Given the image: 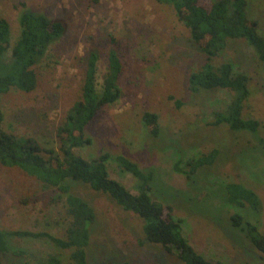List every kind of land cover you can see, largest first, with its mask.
Wrapping results in <instances>:
<instances>
[{"label": "rangeland", "instance_id": "obj_1", "mask_svg": "<svg viewBox=\"0 0 264 264\" xmlns=\"http://www.w3.org/2000/svg\"><path fill=\"white\" fill-rule=\"evenodd\" d=\"M24 9L61 20L62 36L48 46L35 65L36 87L10 89L0 95L3 128L21 136H33L45 147L58 151L57 127L70 106L81 96V86L91 51L98 54L97 89H102L108 55L121 61L117 81L121 94L103 105L85 127L92 141L75 148L84 157L110 153L106 162L110 177L137 193L139 180L122 170L112 157L125 154L141 170L152 169L151 196L170 204L182 218V234L193 249L221 264H262L263 255L245 233L233 226L230 216L240 213L264 232V62L244 39H228L212 60L216 66L229 61L235 72L248 76L250 95L243 116L260 121L257 134L233 131L227 124L214 125L212 112L226 108L232 92L217 88L192 93L188 76L205 61L188 29L173 7L158 0H0V16L10 25V44L19 35ZM248 16L264 35V0H247ZM8 50L3 66L10 63ZM158 116L159 133L153 136L142 116ZM218 151L212 164L200 167L191 179L174 169L180 161ZM239 182L256 192L258 210L249 204H230L225 184ZM71 191L85 199L96 213L87 247V264H183L174 253L156 243L144 242L142 220L123 210L106 193L87 184L69 181ZM53 187L28 176L17 167L0 164V228L46 230L61 234L65 221ZM143 241V242H142ZM10 248L45 257L56 254L68 262L62 250L42 238H12ZM0 264H26L23 256L6 255Z\"/></svg>", "mask_w": 264, "mask_h": 264}, {"label": "trees", "instance_id": "obj_2", "mask_svg": "<svg viewBox=\"0 0 264 264\" xmlns=\"http://www.w3.org/2000/svg\"><path fill=\"white\" fill-rule=\"evenodd\" d=\"M158 1L173 7L177 19L188 29L190 41L196 43L205 56L201 68L189 73V91L197 93L222 88L232 92L226 108L212 112L211 124L225 123L233 131L243 130L256 135L260 121L243 116L245 101L250 95L248 76L235 72L229 61L216 66L212 62L228 39L246 40L264 62V35L258 32L257 20L248 16L247 0ZM19 26V35L11 45L10 25L5 17L0 16V95L10 89L33 90L37 83L36 63L48 46L65 31L61 20L50 19L29 9L22 10ZM8 50L11 61L3 66L2 59ZM97 66L98 54L91 51L81 96L73 102L64 122L57 127L58 151L43 146L33 136L6 131L2 126L4 113L0 107V164L17 167L28 176L53 187L56 197H50V203L61 204L66 218L61 234L46 230L0 228V258L11 254L23 256L26 264H87L86 250L91 237L89 226L95 221L96 213L85 199L71 191V180L108 194L123 210L136 214L142 220L143 241L159 244L165 252L176 254L183 264H221L220 261L206 260L188 243L182 234V218L174 215L172 205L152 198V169L141 170L125 154L112 157L122 170L139 180L137 193H132L124 184L110 177L106 166L110 153L102 151L98 156L87 158L75 152V148L89 145L92 141L85 133L87 124L93 121L103 105L112 104L121 94L117 81L122 67L117 53L112 50L108 55L101 90L96 86ZM142 120L153 136L158 135L160 127L156 113L145 112ZM256 140L264 148V138L257 137ZM217 153L216 149H212L206 154L190 157L186 159L184 168L178 161L174 169L191 179L200 167L212 164ZM225 190L230 204L243 207L247 203L254 210L261 205L256 192L239 182H227ZM230 221L245 233L264 257V233L258 226L244 219L240 213H233ZM15 237L46 239L59 249L69 250V261L64 262L56 254L39 257L24 249H12L10 240Z\"/></svg>", "mask_w": 264, "mask_h": 264}, {"label": "crops", "instance_id": "obj_3", "mask_svg": "<svg viewBox=\"0 0 264 264\" xmlns=\"http://www.w3.org/2000/svg\"><path fill=\"white\" fill-rule=\"evenodd\" d=\"M259 228V227H258ZM259 230L262 232V229L261 228H259ZM264 233V232H263Z\"/></svg>", "mask_w": 264, "mask_h": 264}]
</instances>
